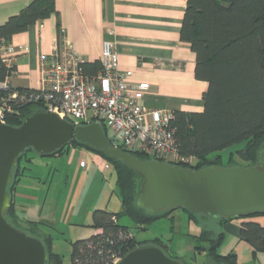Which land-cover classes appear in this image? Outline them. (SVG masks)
<instances>
[{"label": "trees", "instance_id": "obj_1", "mask_svg": "<svg viewBox=\"0 0 264 264\" xmlns=\"http://www.w3.org/2000/svg\"><path fill=\"white\" fill-rule=\"evenodd\" d=\"M52 14H58L55 0H33L17 14L11 15L0 25V48L9 46L12 37L25 31L30 25L42 21ZM58 43L62 45L64 33L58 25ZM181 39L189 42L196 56L195 76L206 80L207 89L203 93L204 108L201 111L175 110L172 127L178 152L186 157H194L197 163L182 164L193 169L207 166H223L219 151L244 141V147L231 153L227 166L241 165L234 160L236 154L247 165L256 163L260 146L264 141V0H187ZM85 74L94 77L102 71L101 60L81 64ZM15 65L6 66L0 56V107L7 124L19 126L30 114L45 111L41 102L31 100L37 93L33 88H16L11 82L3 83L15 73ZM14 92L18 93L13 98ZM106 137L110 141V130L101 122ZM68 145L83 147L97 152L117 174V185L122 203L120 212L96 208L93 225L99 229L88 238L73 242V264H113L117 254L125 255L140 246H158L168 254V246L162 238L140 240L134 237L129 226L122 225L123 214L135 224L146 223L164 216L176 209L188 213L190 220L200 227L195 235L196 250L203 253L213 264H238L234 251L219 253L218 248L225 239L222 223L230 219H249L262 214L220 217L218 219L202 215L186 207L164 210L158 214L148 213L137 205L141 178L131 167L104 152L73 138L64 147L51 153H37L27 149L19 158L13 170V181L8 187L11 205L6 219L29 235L40 238L48 252L46 264H62V257L51 250V238L40 233L44 223L23 219L16 202V188L25 172L31 169L34 151L41 156L61 153ZM142 160L156 159L145 151L132 152ZM208 218L217 222L220 230L203 224L200 219ZM28 227L24 228L19 223ZM240 238L253 247V253L264 251V225L253 220H244L240 225ZM146 243V244H145ZM171 256L170 254H168ZM172 258L178 259L177 257ZM206 261V262H207Z\"/></svg>", "mask_w": 264, "mask_h": 264}, {"label": "crops", "instance_id": "obj_2", "mask_svg": "<svg viewBox=\"0 0 264 264\" xmlns=\"http://www.w3.org/2000/svg\"><path fill=\"white\" fill-rule=\"evenodd\" d=\"M32 1L0 0V25ZM55 3L58 14L30 25L11 39L16 71L10 82L14 87H39L40 58L56 48L59 25L64 33L63 41L71 43L87 62L100 59L104 41L112 40L119 68L132 71L129 80L151 85L140 104L150 109L203 110V93L208 83L195 76V53L180 35L187 0H55ZM87 151L88 157H95ZM237 163L247 165V162ZM106 164L101 159L100 168ZM32 179L28 170L19 184L24 188L27 182L34 191L36 182ZM16 202L23 217L35 220L28 216L30 209L37 208L35 204L19 194ZM27 202L31 205L27 206ZM244 220L264 225L263 215L227 220L222 223V229L225 239L228 236L237 239L244 253L250 254L253 247L239 233ZM231 251L239 256L234 248Z\"/></svg>", "mask_w": 264, "mask_h": 264}, {"label": "water", "instance_id": "obj_3", "mask_svg": "<svg viewBox=\"0 0 264 264\" xmlns=\"http://www.w3.org/2000/svg\"><path fill=\"white\" fill-rule=\"evenodd\" d=\"M73 138L120 160L141 178L137 205L148 213L186 207L213 218L264 213V141L253 165L193 169L158 159L142 160L112 146L100 121L75 125L52 111L28 115L19 126L0 114V264H46L43 241L11 224L8 187L20 156L30 148L51 153ZM114 264H180L158 246H140Z\"/></svg>", "mask_w": 264, "mask_h": 264}, {"label": "rangeland", "instance_id": "obj_4", "mask_svg": "<svg viewBox=\"0 0 264 264\" xmlns=\"http://www.w3.org/2000/svg\"><path fill=\"white\" fill-rule=\"evenodd\" d=\"M244 144V141L237 142L219 151L223 166L230 163L231 153L243 148ZM91 153L94 158L91 155L88 157L87 149L73 145H68L61 153L47 156L29 151L27 155L33 157L29 174L34 177L33 183L36 182L35 190L31 191L27 182V187L23 188L21 183L16 188V194L37 206L36 209H30L28 216L44 223L40 225V233L51 238V250L62 257V264H73L74 241L88 238L99 231L93 225L95 206L111 212L122 210L116 172L112 168H100L101 159L104 162L105 159L97 152ZM234 160L246 163L236 154ZM82 161L89 168H84ZM196 161L197 159L192 164L195 165ZM28 202L27 206H30ZM21 212L20 216L25 219ZM200 219L203 224L220 230L214 220L203 217ZM120 223L129 226L134 237L140 240L162 238L168 246V254L180 259V264H213L196 250L195 235L200 232V227L182 209H176L146 225L135 224L129 216L123 214ZM19 224L24 228L28 227L24 220ZM233 248L239 253L238 264H264L263 250L256 251L255 254L244 253L237 239L229 236L221 243L218 251L226 254Z\"/></svg>", "mask_w": 264, "mask_h": 264}, {"label": "built area", "instance_id": "obj_5", "mask_svg": "<svg viewBox=\"0 0 264 264\" xmlns=\"http://www.w3.org/2000/svg\"><path fill=\"white\" fill-rule=\"evenodd\" d=\"M12 52L10 45L0 48L6 66L14 64ZM100 60L102 71L91 77L83 71L81 64L85 59L73 45L65 41L62 45L57 43L52 53L40 58L39 87L31 100L41 102L45 111L56 112L75 125L105 123L114 147L128 152L146 151L158 160L173 164H192L194 157L178 152L171 126L174 110L150 109L140 104L151 85L129 80L132 71L119 68L112 40L104 41ZM9 81L7 79L3 85ZM12 97L17 98L18 93L14 92ZM0 114L4 118L1 107ZM81 165L87 166L85 161ZM109 167L107 163L105 169ZM122 256L121 253L115 255L113 264Z\"/></svg>", "mask_w": 264, "mask_h": 264}]
</instances>
